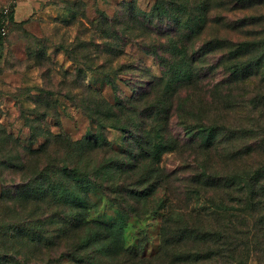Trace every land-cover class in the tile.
Segmentation results:
<instances>
[{
    "label": "rangeland",
    "instance_id": "rangeland-1",
    "mask_svg": "<svg viewBox=\"0 0 264 264\" xmlns=\"http://www.w3.org/2000/svg\"><path fill=\"white\" fill-rule=\"evenodd\" d=\"M3 8L12 9L14 19L5 17L0 28V264H194L183 261L184 249L205 244H164V219L168 240L179 229L195 236L218 228L227 235L233 248L227 256L195 264H264V0H0ZM213 39L257 43L250 54H259L258 67L249 70L256 73L231 81L224 50L204 45ZM179 51L194 59L198 72L188 87L173 89ZM142 89L139 112L134 96ZM119 103L123 125L111 127L114 122L104 121L107 104ZM200 121L218 126L213 148L204 150L186 132ZM156 130L176 148L160 156L169 177L163 176L153 203L147 196L139 206L163 209L132 216L119 204L128 189L108 190L115 205L104 201L89 218L120 213L126 253L90 245L58 259L86 230L67 225L68 208L62 213L66 206H58L53 193L54 171L78 163L111 179L108 165L115 162L124 167L117 180L138 186L122 171L137 151L149 169L139 145L149 148L143 136L154 143ZM205 165L219 175L244 173L252 188L239 193L218 185L201 192L189 180ZM256 170L261 175L251 181ZM165 188L179 196L176 204L197 213L193 223L173 211L164 218ZM90 192L97 199L99 192Z\"/></svg>",
    "mask_w": 264,
    "mask_h": 264
},
{
    "label": "trees",
    "instance_id": "trees-1",
    "mask_svg": "<svg viewBox=\"0 0 264 264\" xmlns=\"http://www.w3.org/2000/svg\"><path fill=\"white\" fill-rule=\"evenodd\" d=\"M157 8H159L158 5ZM159 13H163V11ZM5 17L12 21L14 19L13 10L11 9L8 11L5 8L0 10V28H2ZM252 18H255L256 20L258 19L255 16H252L251 19ZM185 25L190 27L192 31L194 30V28H192V25H189L187 23ZM200 27V25L196 24L197 29H199ZM2 43L3 39L0 34V48L2 47ZM256 44H254L253 41L247 40L232 42L227 39H213L205 42L204 45L209 47V49H215V47H218L220 48V52L221 49L224 50L222 56H224L227 61H230L229 64H227L228 66L225 69V73H227V76L231 81L236 82L244 81L245 79L251 77L256 73L255 72L251 74L252 72L249 71L252 65L258 67V65L256 64L258 63V61L256 60L258 59L259 54H250L252 52V47L257 46ZM184 51H187V49L185 48ZM184 51H179L180 55L177 59L180 64L177 65V68L179 69L174 72L175 75H177L173 80L176 84H174L173 86H171V84H168L173 89L182 85H184V87L186 88L189 84L196 80L194 78V75L198 71L192 65L194 63V59L188 61V55ZM147 89L149 88H146L145 92L147 91ZM145 92L144 89H142L134 96V100L136 103L142 100ZM107 106L110 113L104 116V121L109 120L110 123L114 122L115 124L109 125L111 127H116V125L118 127H122L120 126L123 125L120 124L121 116L126 115L125 109L122 104H107ZM135 109L141 112L142 104L138 105L137 103V107L135 106ZM169 115L170 109H167V115L164 118V121L169 119ZM217 127L218 126L215 124H207L203 121H200L193 128L191 127L187 129L188 127L185 126V129L188 130L186 132L187 134L192 136L193 140L198 141L199 147L207 150L213 148L215 145L214 139L218 130ZM143 140H145V144H149V148L142 147V144H140L139 147H141V149L144 151V154L149 156V169L145 168V163L141 161L143 153L137 151L134 156H132L134 157V161L131 164L128 163V165L125 166L126 169L122 171L124 173L126 172V174H124L125 177H134L135 180L140 182L138 186L128 185L127 181H123L125 182L124 185V183L117 180L115 176L117 175L118 171L123 169L124 167L116 165L115 162H112L108 165V167H114L112 170L113 175L111 179L110 177L106 179L102 175L100 177L97 174L98 170H96V173H94L92 172L93 170L84 168L83 166H81V164L78 163L70 165L63 164L54 171L53 175H55L56 181L53 184V193L57 198L56 202L58 206H66V208L62 210V213H64V211L68 208V214H66V217L71 216V218L67 220V225L76 227L75 230H86V233L84 235H77V238L75 239L76 241L71 244L69 249L63 250L62 252L58 253V259L72 258V255L76 250H78L79 248L87 250L90 245L94 247V249L95 246H99L100 248L103 247L105 251L111 250L113 255L116 256L126 253L124 249L125 224L119 219L120 213H117V215L114 216H107V213H103L99 217L89 218L88 212H96L97 210H99L104 201H106L108 205H115L116 202L114 201V199L116 200V198L112 197L110 194H108V192L106 193V191L108 190H112L113 192L118 194L120 191L118 189H120V187L124 186L125 189H128L126 190V195L128 196V198H120L119 204L123 203V205L129 209L127 212H129L132 216H137L139 215V213H150L151 211L155 212L157 210L163 209V204H161L160 206L158 205V207L149 206L148 209L144 210H141L139 205L142 201L146 202L147 196H149V201L147 202L152 204L153 199H155V194L158 192L163 183V176L169 177V173H166V175H163L162 173L164 170L160 166V156H162L165 152L175 149V143L173 144V142L175 141L168 140V137L164 135L162 130L155 131L154 143L150 144L149 137L147 136H143ZM105 166L106 165H104V167ZM130 167L131 173L129 172ZM102 168L98 167L96 169ZM144 171H146L147 173L146 178L143 177ZM253 173L254 174L252 175V177H250V179L251 181H257L259 179V176L261 175V171L256 170ZM41 174L51 180L53 178L52 174H49L46 169H43ZM246 178L247 175H244V173L240 172H233L229 175H219L215 172L209 171L207 166L205 165V167L202 166L199 171L194 173L193 177L190 178L189 183L197 184V187L201 190V192L205 193L210 188L215 189V186L218 185H223L230 189L228 190L227 188H225L226 191L228 190L229 192H233V190L236 189V191L242 193L243 190H249V188H252V185ZM101 179H104L105 181L103 182ZM146 179L148 180L146 181ZM92 189L99 192L97 199H92L93 196L90 195V193H93L90 192L92 191ZM165 190L169 193L167 199V203H169V209L165 213L164 218H166L168 213L173 211L175 215H178L181 218L184 224L185 222L188 224L187 218L191 219V223H193V220L196 219L195 216L197 215V213L193 210H188L186 207H182L180 204H176V202L179 203V196L176 194H172L171 191L173 189H171L170 191V189L165 188ZM260 190L263 191L262 194L264 195V186L260 185ZM127 201L130 202L128 203V205ZM172 208L174 210H172ZM166 220L167 219H164L161 223L164 244H167L168 241L171 243H179L182 247L187 245L188 243L199 245L205 244L204 248L193 247L184 249L185 251L182 255V259L184 262L195 264L197 262H203L213 256L221 258L227 256L228 253L233 250V248L228 247L229 244L227 235L222 234V232H220L218 228L214 229L213 232L208 233V231H206L204 233L196 234L195 236H193L192 232H189L188 230L182 231L181 229H179L176 230V232H171L170 238L168 240L164 238V225L168 221ZM208 243H210V245L212 246L216 245V248H212L214 251H208L207 249H205ZM86 256H88V254H86L85 257ZM77 259L79 262H83L85 260V258L81 255L78 256Z\"/></svg>",
    "mask_w": 264,
    "mask_h": 264
}]
</instances>
